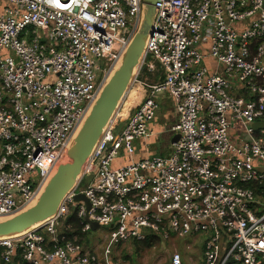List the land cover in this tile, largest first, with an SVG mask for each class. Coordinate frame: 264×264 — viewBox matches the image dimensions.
<instances>
[{"label": "built area", "instance_id": "1", "mask_svg": "<svg viewBox=\"0 0 264 264\" xmlns=\"http://www.w3.org/2000/svg\"><path fill=\"white\" fill-rule=\"evenodd\" d=\"M156 2L147 57L125 102L134 87L144 98L108 128L88 166L99 163L96 172L56 218L0 241V264H126L121 247L152 239L172 243L168 264H183L176 240L190 238H201L187 245L201 244V264H264V128L253 127L264 123V0ZM143 4L0 0V216L34 198L136 32ZM165 92L177 121L156 133L149 123ZM160 136L171 141L169 155L134 160L136 141ZM122 151L132 161L114 168ZM72 215L84 234L92 223L109 228L111 247L88 250L69 237Z\"/></svg>", "mask_w": 264, "mask_h": 264}, {"label": "water", "instance_id": "2", "mask_svg": "<svg viewBox=\"0 0 264 264\" xmlns=\"http://www.w3.org/2000/svg\"><path fill=\"white\" fill-rule=\"evenodd\" d=\"M156 3V0H144L136 32L120 52L95 99L34 198L15 213L0 216V241L21 238L56 218L61 205L80 180L96 172L99 163L88 170L93 154L115 121L146 60L158 11ZM253 127L257 130L264 128V123H255ZM179 139L180 136L176 135L172 143ZM75 200L83 202L90 209L91 205L84 195L76 196ZM98 229V224L92 223V230Z\"/></svg>", "mask_w": 264, "mask_h": 264}, {"label": "rangeland", "instance_id": "3", "mask_svg": "<svg viewBox=\"0 0 264 264\" xmlns=\"http://www.w3.org/2000/svg\"><path fill=\"white\" fill-rule=\"evenodd\" d=\"M142 76L146 77L147 75L143 73ZM147 77L149 79H147L149 83L153 84V82L155 83L158 81L154 75H149ZM142 96L143 92L139 87H134L132 89V94L130 95L124 107V109L126 108L124 110L125 115L121 118L126 119V117H128L130 110L141 101ZM164 139H168V136L159 138V140L155 143V147H162V145H165L167 142L164 141ZM199 239L201 238L176 240L178 249L183 257V264H190V259L196 262V264H201L199 259L201 258L202 253L200 251L199 244L195 245L191 251L186 250L187 245H191L195 240ZM78 240L80 239L78 238ZM82 240L88 250L98 249L99 252L104 253L107 248L111 247L110 229L103 227L96 231H92L88 234H85ZM173 250L174 247H172L170 243L163 245V243L160 241H154L151 247L145 246L143 243H133L121 247L119 256L126 262V264H168L170 257L173 254ZM127 257L129 258L125 259Z\"/></svg>", "mask_w": 264, "mask_h": 264}, {"label": "crops", "instance_id": "4", "mask_svg": "<svg viewBox=\"0 0 264 264\" xmlns=\"http://www.w3.org/2000/svg\"><path fill=\"white\" fill-rule=\"evenodd\" d=\"M206 51H208V49ZM204 63L206 66H208L213 71H216V72L221 73V74L223 73L222 67L220 65H218L217 63H215L214 61L206 60ZM158 78L159 77L157 76L156 79H158ZM142 92H143V96H142V99H143L144 98V91L142 90ZM233 93L236 94L237 96L241 95V92H239L237 90H234ZM156 101L159 105V109H158V112H157L154 120L149 123V127L152 131H154L156 133H160V132L164 131L167 127L171 126L172 124H174L177 121V113H176L174 102H173L171 96L169 95V93L165 92V93L159 94ZM125 124H126V122L120 123L119 128L121 129L122 127L125 126ZM161 137L162 136L155 137L149 142L142 141V140L136 141L135 142L136 154H135L134 160L138 161V160L152 158L154 156L169 155L171 153V147H170L171 141L169 140V137H168V139H164V141L167 142V143H165V145H162V147H155V145H156L155 143ZM131 161H132L131 158L128 155H126V153L124 151H122L120 156L114 162L113 166H114V168L123 167V166H126L127 164H129ZM165 244H167V243H165ZM165 244L163 243V245H165ZM170 245H172V243H170ZM195 245H198V244H195ZM199 245H200V251L202 253V246H201V244H199ZM194 246H193V248H194ZM193 248L188 249L186 246V250H188V251H191ZM128 258L129 257H127L125 259H128Z\"/></svg>", "mask_w": 264, "mask_h": 264}, {"label": "trees", "instance_id": "5", "mask_svg": "<svg viewBox=\"0 0 264 264\" xmlns=\"http://www.w3.org/2000/svg\"><path fill=\"white\" fill-rule=\"evenodd\" d=\"M67 224H73V230L72 231H67L66 233L68 234L69 237H72L73 235H78L79 236V241L84 244L82 241L83 237L85 236V234L82 232L81 226L79 224V221L77 220V217L75 215H72L68 218L67 220ZM154 241H158L157 239H152L149 240L145 243H143L145 246L151 247L153 245ZM137 244V243H135Z\"/></svg>", "mask_w": 264, "mask_h": 264}, {"label": "bare ground", "instance_id": "6", "mask_svg": "<svg viewBox=\"0 0 264 264\" xmlns=\"http://www.w3.org/2000/svg\"><path fill=\"white\" fill-rule=\"evenodd\" d=\"M129 99V98H128ZM128 99H127V101H128ZM127 101L124 103V105H123V107L121 108V110L118 112V115H117V119L118 118H121V117H123L125 114H124V110L126 109H124V107H125V105H126V103H127ZM123 109V110H122ZM116 121V120H115Z\"/></svg>", "mask_w": 264, "mask_h": 264}]
</instances>
